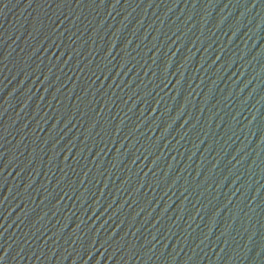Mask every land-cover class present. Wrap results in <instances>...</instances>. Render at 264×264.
Masks as SVG:
<instances>
[{
  "label": "water",
  "instance_id": "1",
  "mask_svg": "<svg viewBox=\"0 0 264 264\" xmlns=\"http://www.w3.org/2000/svg\"><path fill=\"white\" fill-rule=\"evenodd\" d=\"M0 264H264V0H0Z\"/></svg>",
  "mask_w": 264,
  "mask_h": 264
}]
</instances>
